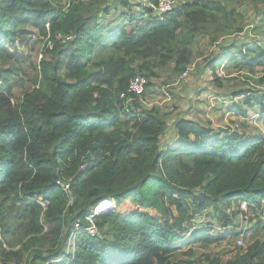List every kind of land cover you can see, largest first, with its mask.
<instances>
[{
    "label": "trees",
    "instance_id": "trees-1",
    "mask_svg": "<svg viewBox=\"0 0 264 264\" xmlns=\"http://www.w3.org/2000/svg\"><path fill=\"white\" fill-rule=\"evenodd\" d=\"M229 1H188L160 20V0L141 10L112 0L110 11L118 5L122 11L107 21L108 10L90 15L79 0H0L2 264H173L192 247L242 235L249 246H237L240 253L227 264H264L262 133L181 118L178 144L163 145L166 114L142 105L160 71L173 66L181 76L193 64L199 36L216 46L226 32H242L236 2L230 8ZM245 1L264 9V0ZM22 26L48 41L39 67L19 51L28 44ZM229 44L204 59L216 85H223L220 67L229 75L264 72L262 44ZM8 46L15 57L3 54ZM38 71L39 85L15 95L21 77ZM138 75L149 80L146 92L127 103L120 95ZM259 82L264 85V77ZM231 97L226 112L244 118L252 112L264 126V90L241 89ZM58 180L70 183V194ZM111 199L115 208L95 217L97 233L91 235L87 216ZM209 210L221 230L197 224ZM238 215L252 224L249 229L237 230L232 218Z\"/></svg>",
    "mask_w": 264,
    "mask_h": 264
},
{
    "label": "rangeland",
    "instance_id": "rangeland-1",
    "mask_svg": "<svg viewBox=\"0 0 264 264\" xmlns=\"http://www.w3.org/2000/svg\"><path fill=\"white\" fill-rule=\"evenodd\" d=\"M61 1L62 4H65L66 1L69 0ZM79 1H82L84 5L90 6V11H88L90 15H92L91 11L97 9L108 10L106 15L107 21L113 16L116 17L117 14L122 11V6L120 5L110 11L108 3L112 2V0ZM128 1L132 8H135V5H141L140 8H136L138 10H141L142 7L150 6L148 3L139 5V1L136 0ZM188 1L191 3L195 0H186V2ZM235 2L237 10L241 15V19H237V21L241 24L239 28H242L243 30L238 33L236 32L237 28L226 32L224 34L226 37L221 38L219 43L227 45L233 42L239 45L238 49H241L245 45H252L258 42L264 47V9H262L261 6H257L254 2L245 0H230L228 6L231 8ZM21 29L23 30L20 33L25 32L28 36V44L25 49L19 47V51H22L23 53L28 52L32 63L39 67L41 61L46 57L45 49L48 45V41L32 26H22ZM220 44L213 46L210 44L208 36H199L194 45L195 61L188 67L190 71L187 78L180 80V76L173 73V66H171L160 71L159 76L156 79L148 80L152 84L149 86V89L143 98L142 105L148 110H151L153 107H158L166 114L167 130L164 137L161 139L163 145L178 144L175 135V123L181 118L190 119L205 126L211 125L215 129L240 130L250 135H258L259 133H262L261 136L264 137L263 122L258 115H253L251 112L249 113L248 118H244L237 114L226 112L229 104L232 103V93L248 88H251L252 91L264 90V85H261L259 82L260 79L264 77V72L260 70L255 75H249L247 72L232 71V74L229 75L224 67H220L217 74L221 77L223 85H216L213 73L210 68L206 66V60L204 59L215 52L217 53ZM3 54L5 56L15 57L18 53L16 50L8 46L7 52H4ZM248 78H250V80ZM39 81V71L21 77L20 86L15 90V95L24 90H34L39 85ZM165 92L168 95H165ZM242 100L243 98H238L239 102ZM57 184L62 187L64 192L70 194L71 185L69 182L58 180ZM105 201H109L115 205L113 199ZM237 207L238 205L235 206V211H238ZM242 207L241 210L247 212L248 217H253L252 210H248L247 206L244 204ZM232 213L233 211L230 210L229 215H232ZM262 215V219L264 220V212ZM197 218V224L207 226L211 223L214 227L218 228V230H221V225L217 220L214 210L206 211L204 215H198ZM232 220L238 231H241L242 229L247 230L252 225L245 222L246 218L242 215L234 216ZM96 232L97 230L95 233ZM239 239H232L205 249L192 247V253L190 255L185 256L184 254L178 253V255L172 259V262L173 264L184 263L185 261L193 264H227L240 253L239 248L237 247L238 244H236ZM248 240L249 239H243V248L247 249L249 246ZM70 248L74 249V246L71 247L69 245V249ZM184 252H186V250L181 253Z\"/></svg>",
    "mask_w": 264,
    "mask_h": 264
},
{
    "label": "built area",
    "instance_id": "built-area-1",
    "mask_svg": "<svg viewBox=\"0 0 264 264\" xmlns=\"http://www.w3.org/2000/svg\"><path fill=\"white\" fill-rule=\"evenodd\" d=\"M141 1H142V3H145V4L148 3L151 6V0H141ZM185 3H186V0H160L158 7L155 8V11L157 12L159 19L164 20L166 14L172 12L174 9L178 8L180 5H183ZM189 71H190L189 69L186 70L180 76V80L187 78ZM147 85H148V79L144 76L138 75L130 81L128 90L126 92L122 93L120 95V98L122 100H126L127 103H131L137 99H142L144 93L146 92ZM165 95H168V94L165 92ZM101 204L96 206L94 208V213L87 216V218H86V222L88 223V226H89L88 231L93 236L96 235V233H97V232L95 233V231L97 230L96 225H95V217L101 213L113 211V209L115 207L112 203H110V205L108 207L102 208ZM41 205L44 209H47V207H48L47 202H42ZM244 205H246V204H244ZM75 228H76V230H80L81 227H80L79 221L76 223ZM76 236L77 235L73 234L72 239H75ZM243 239L244 238L242 235L241 238L237 242L238 247L244 246ZM0 264H2V263L0 262Z\"/></svg>",
    "mask_w": 264,
    "mask_h": 264
},
{
    "label": "bare ground",
    "instance_id": "bare-ground-1",
    "mask_svg": "<svg viewBox=\"0 0 264 264\" xmlns=\"http://www.w3.org/2000/svg\"><path fill=\"white\" fill-rule=\"evenodd\" d=\"M110 205V202L109 201H105L101 204V207L104 208V207H108Z\"/></svg>",
    "mask_w": 264,
    "mask_h": 264
},
{
    "label": "clouds",
    "instance_id": "clouds-1",
    "mask_svg": "<svg viewBox=\"0 0 264 264\" xmlns=\"http://www.w3.org/2000/svg\"><path fill=\"white\" fill-rule=\"evenodd\" d=\"M105 202V201H104ZM101 204V203H100ZM115 206V205H114ZM115 208V207H114Z\"/></svg>",
    "mask_w": 264,
    "mask_h": 264
},
{
    "label": "crops",
    "instance_id": "crops-1",
    "mask_svg": "<svg viewBox=\"0 0 264 264\" xmlns=\"http://www.w3.org/2000/svg\"><path fill=\"white\" fill-rule=\"evenodd\" d=\"M232 102V101H231ZM230 114H233V113H230Z\"/></svg>",
    "mask_w": 264,
    "mask_h": 264
}]
</instances>
